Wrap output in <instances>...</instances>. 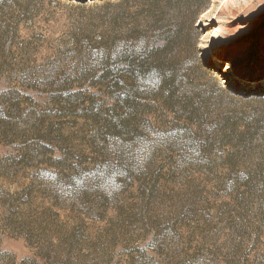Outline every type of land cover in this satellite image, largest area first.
Masks as SVG:
<instances>
[{
  "label": "rangeland",
  "instance_id": "rangeland-1",
  "mask_svg": "<svg viewBox=\"0 0 264 264\" xmlns=\"http://www.w3.org/2000/svg\"><path fill=\"white\" fill-rule=\"evenodd\" d=\"M181 9L0 0V264H264V0Z\"/></svg>",
  "mask_w": 264,
  "mask_h": 264
},
{
  "label": "trees",
  "instance_id": "trees-1",
  "mask_svg": "<svg viewBox=\"0 0 264 264\" xmlns=\"http://www.w3.org/2000/svg\"><path fill=\"white\" fill-rule=\"evenodd\" d=\"M172 3H175V5L182 7L183 9H181L182 11H187L190 12L194 15H198L200 12H202L203 10H205L209 4L211 0H168ZM163 3H165L163 1ZM10 264H40V263H36L35 260H29L28 263L24 262V263H10ZM44 264H49V263H44Z\"/></svg>",
  "mask_w": 264,
  "mask_h": 264
}]
</instances>
